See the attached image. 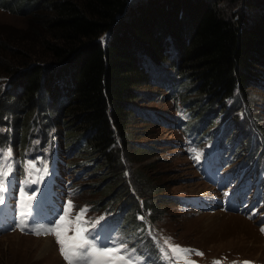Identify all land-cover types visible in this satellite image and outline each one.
Listing matches in <instances>:
<instances>
[{"label":"trees","instance_id":"obj_1","mask_svg":"<svg viewBox=\"0 0 264 264\" xmlns=\"http://www.w3.org/2000/svg\"><path fill=\"white\" fill-rule=\"evenodd\" d=\"M35 1L0 0L1 8L38 15L27 43L0 31L6 77L0 79V129L6 126L0 141L10 137L5 113L13 114L10 144L16 149L28 146L39 125L44 141H52L41 146L64 143L63 154L77 151L103 187L129 196L120 209L151 221L154 203L141 197L165 188L141 170L151 162L139 168L131 162L156 153L146 137L150 121L172 123L140 107L158 82L187 110L182 128L190 135L201 141L217 131L230 159L242 156L250 166L258 153L261 162L264 144L260 151L256 145L264 143V103L253 99L264 100V0H44L37 5L45 15ZM221 1L232 9L225 12ZM245 142L248 154L241 151ZM133 180L139 182L134 190ZM112 196L102 205L115 203Z\"/></svg>","mask_w":264,"mask_h":264},{"label":"rangeland","instance_id":"obj_2","mask_svg":"<svg viewBox=\"0 0 264 264\" xmlns=\"http://www.w3.org/2000/svg\"><path fill=\"white\" fill-rule=\"evenodd\" d=\"M36 1V5L44 2V0ZM220 5L225 12L233 7L228 5L227 1H221ZM236 6L237 3L234 7ZM37 12L45 15L44 7L39 6ZM36 17L31 16V11L22 14L0 7V31L5 35L6 33L9 36L14 35L15 38L29 36L35 29L32 19ZM28 41L25 37L24 42ZM8 55H11L9 50ZM150 71L156 80L160 78L159 71L154 68ZM5 78L0 73V79ZM150 91L148 95L151 97L140 102V107L151 111L148 114L154 113L156 117L161 115L172 122L164 126L155 125L150 121L149 133L146 137L151 143L156 144V153L140 162H131V168H139V165L151 162V165L141 170L151 183L165 188L164 191L150 190L147 195L141 197L144 200L149 198L155 204L151 205L154 206L153 209L149 208L154 213L151 221L146 216L140 217L138 213L132 215L129 211L120 209L129 196L123 190L117 191V194L111 192L113 185L103 187L102 179L91 176L89 162L77 151L63 154L64 143H61L60 147L57 145L56 150L52 152L47 146H41L40 144L50 145L52 141H44L39 125L35 126L36 129L31 133L28 146L24 145L23 148L16 149L13 144L10 145L11 136L14 138L15 132L9 126L13 114L5 113L4 119L8 121L10 137L8 143L0 141V150L5 149L7 152L13 149L17 156L7 160L1 157L0 164L11 165L12 171L7 180L8 190L15 188L17 192L9 197L5 195L7 206L0 204V217H2L0 264H45L40 262L41 260L32 258L31 250L34 249H30V246L34 244L29 243L26 246V242H32L37 237L49 236L56 245V256L51 252L55 259L49 264H66L54 236L36 235L33 229L40 225L48 226L49 221L54 223L53 217L58 219L59 215L64 214L65 204L69 200L74 205L70 210V220H75L76 215L86 206V219L95 220L103 217L97 224L94 234L101 241H107L109 245L119 238L129 249H135L136 254L143 257L144 264H187L188 261L194 264H216V262L241 264L243 261L264 264V233L261 232V227H264V205L256 206L259 200H264V174L258 173L254 178H245L249 164L241 160L242 156L227 161L221 157L220 148L214 146L215 137L219 134L217 131L214 134H202L203 139L199 143L192 141L187 136L190 131L183 129L181 125L187 111L181 102L178 103L175 95L166 86L162 90V85L158 82L152 84ZM253 101L264 103L259 96ZM216 117V122L212 124H218L220 114ZM5 128L6 126H3L0 132ZM47 133L50 134L51 131L48 130ZM134 139L145 140L144 136H135ZM262 144L264 143L256 145V150L260 151L259 147ZM32 146H36L37 152L46 153L40 155V158H26V155L33 156L28 151L26 155L24 154ZM13 151L11 150V155ZM241 151L249 153V145L246 142L243 143ZM254 152L255 149L252 153ZM197 156L199 159H196ZM55 160L58 162V171L55 165L52 166ZM29 162L32 164L31 168L27 167ZM131 168L127 172L130 176ZM230 171L233 172L232 176ZM56 172L57 174L54 175ZM250 178L252 181L249 180ZM96 183L100 184L95 185ZM136 184H139L137 180L130 181V189L134 190ZM257 185H262L257 195L248 193ZM22 186L29 194L36 192L32 210L24 217L23 231L16 227L19 212L17 202ZM54 192L59 195L57 203L52 196ZM112 194V197H117L115 203L108 206L110 200H106L107 205H102L107 195ZM135 196L141 195L135 193ZM59 205L63 207L60 208ZM238 209L240 212L234 211ZM114 211L117 213L113 214ZM127 216H131L132 219ZM13 233L22 238L14 241L12 239L14 236H11ZM73 234L69 226L68 235ZM5 236L7 237L4 239ZM6 239H8V249L4 246ZM11 242L16 243L9 246ZM18 242L21 247L16 245ZM169 244L179 245L180 249L198 250L202 255H197L195 251L185 254L180 249L173 252L169 249Z\"/></svg>","mask_w":264,"mask_h":264},{"label":"snow or ice","instance_id":"obj_3","mask_svg":"<svg viewBox=\"0 0 264 264\" xmlns=\"http://www.w3.org/2000/svg\"><path fill=\"white\" fill-rule=\"evenodd\" d=\"M2 158L7 160L11 157V150L3 152L0 150ZM199 159V156L196 157ZM27 167L31 168V162ZM12 171L10 164L7 166L0 164V204L5 202V193L7 191V180ZM46 171V169H45ZM36 192H29L24 186L20 188L17 207L18 222L16 227L23 231L25 226L24 217L28 216L32 210L33 200ZM74 207L71 200H69L64 207V214L59 215V218L54 219V223L49 221V225H40L34 228L33 232L36 235L51 234L54 236L59 252L66 264H144L143 257L136 254L135 249H129L125 243L119 238L113 240L109 245L107 241H101L95 234L94 230L103 217L95 220H88L85 217L87 211L86 206L81 209L75 217V220H70V210ZM69 226L74 233L69 236ZM261 232L264 233V227H261ZM167 243V242H166ZM169 249L175 252L180 249L179 245H170ZM182 253H189L195 251L197 255H202L198 250L180 249ZM187 264H194L188 261ZM219 264V262H216ZM236 264V262H233ZM241 264H252L251 261H243Z\"/></svg>","mask_w":264,"mask_h":264},{"label":"bare ground","instance_id":"obj_4","mask_svg":"<svg viewBox=\"0 0 264 264\" xmlns=\"http://www.w3.org/2000/svg\"><path fill=\"white\" fill-rule=\"evenodd\" d=\"M245 222V221H244ZM20 234V233H19ZM9 236V235H8ZM11 236H14L12 239L14 241L19 240L20 238H22V236H19V235H15L13 233V235L11 234ZM43 236V235H42ZM7 236L4 237V239L6 238ZM24 237V236H23ZM27 239H29V237H25ZM31 238V237H30ZM2 239V238H1ZM53 239V238H52ZM49 237H37V238H34L32 242H26V246L29 245V243H33L32 245L33 246H30V249H34V250H31V253H32V258L33 259H36V260H41L40 262H43L45 264H49L50 261L54 260L55 258L51 255V252L54 253V255L56 256L55 252H56V248H55V244L53 243L54 240H52ZM7 242L5 243V247L8 249V239H6ZM14 243L16 242H11L9 244V246H12ZM18 247H21L20 243L18 242L16 244ZM201 249V248H200ZM199 249V250H200ZM26 250V249H25ZM8 255V254H7ZM8 258V257H7ZM59 261V260H58ZM7 262V261H6ZM39 262V263H40ZM36 263V262H35ZM7 264V263H6Z\"/></svg>","mask_w":264,"mask_h":264}]
</instances>
